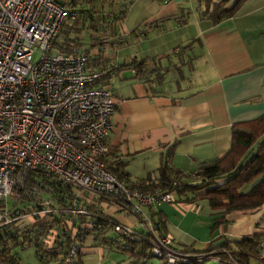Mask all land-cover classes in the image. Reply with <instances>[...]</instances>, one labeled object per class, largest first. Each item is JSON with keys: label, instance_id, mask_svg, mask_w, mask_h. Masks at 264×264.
<instances>
[{"label": "crops", "instance_id": "0c3cea01", "mask_svg": "<svg viewBox=\"0 0 264 264\" xmlns=\"http://www.w3.org/2000/svg\"><path fill=\"white\" fill-rule=\"evenodd\" d=\"M113 1L120 3V9L127 7L124 18L116 21L113 36V40L125 42L120 46L114 42L109 54H99L97 66L91 61V66L103 75L109 72L105 82L98 84L111 90L116 103L107 157L110 167L122 164L132 182L149 174L158 177L161 156L176 141L173 163L186 172L224 155L231 147L233 123L264 114V0H246L234 15L217 23L195 10L197 0ZM183 17L187 21L182 22ZM138 28L143 32H134ZM196 38L202 42L192 45L196 48L193 80L179 81L166 89L163 83L167 68H163L174 65L172 69L184 71V64H190L187 53L192 47L185 51L182 47ZM133 57L155 59L164 75L163 81L154 78L155 72L151 81L138 77L135 69L114 72V67ZM90 204L145 234L154 227L151 213L160 211L162 223L158 230H153V235L156 240L169 235L177 248L206 249L219 236L240 239L258 234L261 244L264 242V204L253 211L228 213L225 222L215 227L220 211L212 209L207 200L162 202L144 207L143 217L131 214L109 197ZM23 219L30 225L29 216ZM141 219L148 225L144 227ZM80 252L76 264L132 262L130 254L100 244L94 234L86 237ZM251 263L264 264V261L253 258ZM29 264H60V261L40 263L31 257ZM149 264L170 263L150 260ZM201 264L232 263L210 258Z\"/></svg>", "mask_w": 264, "mask_h": 264}, {"label": "built area", "instance_id": "2783aa9c", "mask_svg": "<svg viewBox=\"0 0 264 264\" xmlns=\"http://www.w3.org/2000/svg\"><path fill=\"white\" fill-rule=\"evenodd\" d=\"M78 14L56 0H0V230L17 219L9 215L23 209L11 208V200L32 202L35 210L26 215L63 210L44 197L47 185L33 183L36 173L70 189L73 215L88 213L82 203L106 197H119L120 206L139 217L144 207L177 200L176 191L158 197L111 169L107 157L116 103L111 90L98 84L103 72L91 66L85 50L55 48L64 24ZM113 231L142 233L121 222ZM53 239L44 238L50 246ZM78 246L72 242L65 263L78 262ZM152 253L170 264L188 256L169 235L157 238ZM259 257L264 260V242Z\"/></svg>", "mask_w": 264, "mask_h": 264}, {"label": "trees", "instance_id": "16d2710c", "mask_svg": "<svg viewBox=\"0 0 264 264\" xmlns=\"http://www.w3.org/2000/svg\"><path fill=\"white\" fill-rule=\"evenodd\" d=\"M56 1L71 8L74 7V9L83 2H95V0ZM231 1L197 0V3L202 17H209L214 23H217L234 15L246 0H235L229 6ZM126 9L127 7L120 9L119 13L114 15V20L124 18ZM93 13L92 8H89L85 14V21L90 20V24L93 25L92 28L98 30L97 21L92 18ZM113 14L114 11L111 15ZM78 17L73 21L66 22L62 27L55 43L57 50L63 52L77 51L80 44L72 37V33L79 30ZM185 21L187 18L183 17L182 22ZM134 32H143V29L138 28ZM94 40L92 47L107 42L101 36ZM196 41L202 42V39H194L191 43L183 46L182 50L185 51L192 47ZM85 51L90 56L91 50L86 49ZM98 61L99 59L95 58L96 66L99 64ZM158 64L155 59L133 57L129 61L114 67L113 70L118 72L124 69H135L137 76L146 81H151V76L155 72L154 78L162 82L164 75L159 70ZM108 75L109 72L102 75L98 83L105 82ZM176 144L177 141L166 153L162 154L158 177L149 174L145 179L132 182L129 175L122 170V164L118 163L116 167L112 165L111 169L120 178L138 184L141 190L158 197L176 191V201L207 200L212 209L220 211L221 216L216 220L214 227L225 222V215L228 213L253 211L264 204V114L256 119L233 123L230 149L224 155L210 162L201 163L194 171L186 172L174 165ZM31 179L35 185L41 188L47 185L48 190L50 189L53 193L55 203L61 204L63 210L57 215L51 213L47 221L34 226L26 224V220L23 218H17L5 224L0 230V264H23L17 247L28 244H34L37 247L40 262L59 260L60 264H76L75 262L65 263L68 249L73 241H77L79 245L78 255L81 256L80 247L90 234H94L100 244L107 245L114 251L130 254L132 257L131 264H149L154 257L152 249L157 240L153 235V230H158L162 223L159 216L160 211L151 213L153 230L146 234L120 236L113 231L114 223L118 221L106 215L101 207L95 204L82 203L81 206L88 213L73 215L67 205V198L71 195L68 187L60 185L58 181L52 180L42 173H36ZM111 199L118 205L121 204L119 197H112ZM157 215L159 216L158 221L155 220ZM49 229H54L56 233L52 246L44 240V235L48 234ZM260 248L261 236L258 234L240 239L219 236L214 238L206 249L200 250L188 246L181 248L183 253L188 256L179 259L175 264H201L210 258H217L221 262L232 264H252L253 258L260 259ZM203 253L205 257L202 259L195 256ZM260 260L264 261L263 259Z\"/></svg>", "mask_w": 264, "mask_h": 264}, {"label": "rangeland", "instance_id": "374dc122", "mask_svg": "<svg viewBox=\"0 0 264 264\" xmlns=\"http://www.w3.org/2000/svg\"><path fill=\"white\" fill-rule=\"evenodd\" d=\"M196 4V5H195ZM194 7L195 10L198 11L199 6L198 3L196 1V3L194 2ZM74 8V7H73ZM78 12H79V30L78 31H74L72 33V37H74L76 39V41L78 42V44H80L79 47H77V50H86V49H90L91 53H90V57H91V61L93 64H95V58L99 55V54H109L110 52V46L112 44L117 43L119 46L123 45V43L125 41L122 40H113V36L116 35V21L114 20V15H117L120 10V3L115 2L113 0H95L94 3H87V2H83L81 4H79L78 6L75 7ZM92 8V10L94 11L92 18L96 19L97 21V27L98 30H95L92 28V24H90V20L85 21V14L86 11ZM114 11V14L111 15ZM116 11V12H115ZM99 36L103 37L107 42H105L104 44H99L96 47H92V43L93 41H95L94 39L98 38ZM189 53H187V55L190 57V64H184L185 66V70L181 71L178 68H173L174 66H168L166 65V67H164L163 69L166 70L164 71V73L167 75V79L166 81L163 83V87H165L166 89L170 90L174 85H176L179 81H184V80H188L190 79V81L193 80V72L195 70L194 68V60L196 59V48L195 46L192 47V49L188 50ZM191 51V53H190ZM198 51V49H197ZM186 55V56H187ZM178 57V56H177ZM175 57H173L174 60ZM175 61V60H174ZM172 61V64H174L175 62ZM178 63H182L181 58L178 57ZM182 69V68H181ZM162 70V69H161ZM163 71V70H162ZM186 72V74L184 73ZM166 85V86H165ZM53 193L50 191V189L48 191L45 192L44 197L46 199H50L51 202H55V199L53 198ZM6 203L3 202V205H5ZM9 206L11 208H15V206L19 209V208H23L19 213L15 212V214L19 215L20 218H27V216H29V218L31 219V223L30 225L33 226V224H39L42 223L43 221H47L49 219V215H26L29 212H32L33 210H35L34 208V204L32 202H28V201H10ZM121 215V214H120ZM10 218H14L15 216L13 215H9ZM123 224V223H122ZM53 228V227H52ZM151 227H149L150 229ZM54 230V229H53ZM51 229H49V234H45L44 238L49 240V243H51L52 239H53V233H51ZM18 252L20 257L26 262V264H29L30 258L33 257L35 259H37L39 262V258H38V253L36 252L37 247L34 244H28L26 246H22L19 245L17 247ZM51 261L54 260H50L47 262H40V263H49ZM152 262H162L163 259L154 256L151 259Z\"/></svg>", "mask_w": 264, "mask_h": 264}]
</instances>
